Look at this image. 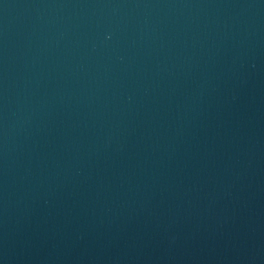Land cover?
Returning a JSON list of instances; mask_svg holds the SVG:
<instances>
[{
	"label": "water",
	"instance_id": "water-1",
	"mask_svg": "<svg viewBox=\"0 0 264 264\" xmlns=\"http://www.w3.org/2000/svg\"><path fill=\"white\" fill-rule=\"evenodd\" d=\"M0 264H264V0H0Z\"/></svg>",
	"mask_w": 264,
	"mask_h": 264
}]
</instances>
